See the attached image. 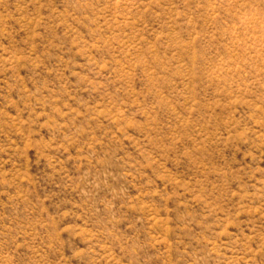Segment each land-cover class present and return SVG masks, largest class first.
Listing matches in <instances>:
<instances>
[{
  "label": "rangeland",
  "instance_id": "obj_1",
  "mask_svg": "<svg viewBox=\"0 0 264 264\" xmlns=\"http://www.w3.org/2000/svg\"><path fill=\"white\" fill-rule=\"evenodd\" d=\"M0 264H264V0H0Z\"/></svg>",
  "mask_w": 264,
  "mask_h": 264
}]
</instances>
